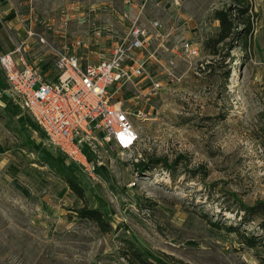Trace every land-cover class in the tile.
<instances>
[{"label":"rangeland","instance_id":"1","mask_svg":"<svg viewBox=\"0 0 264 264\" xmlns=\"http://www.w3.org/2000/svg\"><path fill=\"white\" fill-rule=\"evenodd\" d=\"M11 2L15 58L49 81L64 48L98 63L134 23L163 28L145 77L112 90L139 128L136 148L106 145L92 168L45 145L0 69V264H133L136 249L160 264H264V218L248 216L264 206V0H246L247 48L243 25L241 39L212 41L216 10L236 0ZM183 42L198 55L176 52Z\"/></svg>","mask_w":264,"mask_h":264},{"label":"built area","instance_id":"2","mask_svg":"<svg viewBox=\"0 0 264 264\" xmlns=\"http://www.w3.org/2000/svg\"><path fill=\"white\" fill-rule=\"evenodd\" d=\"M160 21L154 18L147 24L134 23L122 44L98 63L64 48L56 57L55 81H49L32 64L20 66L15 55L21 49L8 54L0 52V67L10 91L21 109L36 121L45 145L91 168L88 158L101 160V150L106 145L118 148L122 154L136 148L141 137L139 128L132 112L124 110L122 102L113 100L112 90L145 77L144 52L158 37L152 32L163 28ZM82 47L81 42L73 46L74 50ZM175 49L187 57L198 55V49L189 42ZM155 87L159 89L160 85Z\"/></svg>","mask_w":264,"mask_h":264},{"label":"trees","instance_id":"3","mask_svg":"<svg viewBox=\"0 0 264 264\" xmlns=\"http://www.w3.org/2000/svg\"><path fill=\"white\" fill-rule=\"evenodd\" d=\"M236 2H238L240 6L235 11H233L232 9L223 8V9H217L214 14L215 21H219L220 23L219 25L220 30L219 33L217 34V38L212 40L213 42H216V45L226 42L228 39L236 38L235 41L238 40L242 34V31H239L238 28L240 25H243L246 28L245 31H247V34L245 35V39H244L245 40L244 47L247 48L249 46V41L247 39H248V35H250L252 32L253 26L251 25V22L248 19L247 20H242V19L246 18L250 10L248 5L246 6V0H236ZM263 138H264V132H263ZM261 142H263L264 145V139ZM142 165H139V167H141ZM70 187H72V189L76 188L75 185L73 186L71 184ZM76 189L80 190V187H77ZM248 213H249L248 216L259 215L264 218V206L262 205L261 209L252 208V210H249ZM90 217L98 221L101 220L100 212L95 210L91 212L88 218ZM224 228H226L230 232H237L236 229H234L233 227H224ZM263 229H264V225H263ZM245 244L250 248L257 247L255 242V237L249 239L247 238L245 240ZM131 257H132L131 262L133 264H160V263H156L154 260L150 259L149 257H146L144 253L138 251L137 249L131 253Z\"/></svg>","mask_w":264,"mask_h":264},{"label":"crops","instance_id":"4","mask_svg":"<svg viewBox=\"0 0 264 264\" xmlns=\"http://www.w3.org/2000/svg\"><path fill=\"white\" fill-rule=\"evenodd\" d=\"M16 18L15 6L11 0H0V52L2 54H8L18 49H21V52L23 51L22 45L18 46L14 41L15 33L9 32L11 28L20 30L21 26L17 24ZM16 60L19 61L20 66L28 63L22 55Z\"/></svg>","mask_w":264,"mask_h":264}]
</instances>
